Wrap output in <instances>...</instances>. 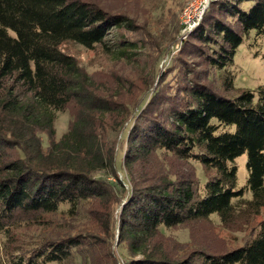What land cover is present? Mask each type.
<instances>
[{
    "label": "trees",
    "instance_id": "obj_1",
    "mask_svg": "<svg viewBox=\"0 0 264 264\" xmlns=\"http://www.w3.org/2000/svg\"><path fill=\"white\" fill-rule=\"evenodd\" d=\"M122 29L136 25L86 0H0V235L31 222L52 229L17 255L5 244L10 264H264V86L238 89L225 73L219 90L193 79L144 105L149 90L98 81L61 49L100 46L138 63ZM253 30L264 34V0H213L181 54L218 73ZM72 105L59 135L58 113ZM113 128L126 135L120 165ZM243 154L248 181L237 189ZM236 201L261 216L238 248L208 252L167 233L213 216L233 227ZM58 214L63 226L47 217Z\"/></svg>",
    "mask_w": 264,
    "mask_h": 264
},
{
    "label": "rangeland",
    "instance_id": "obj_2",
    "mask_svg": "<svg viewBox=\"0 0 264 264\" xmlns=\"http://www.w3.org/2000/svg\"><path fill=\"white\" fill-rule=\"evenodd\" d=\"M86 1L98 5L111 14H125L134 21L135 30L122 29L120 34L127 40L137 42L141 48L140 60L134 64L117 62L100 46L89 49L74 42L62 44V51L74 56L81 67L98 81L107 82L124 77L130 80L133 85L142 86L143 90L146 91L149 90L144 105L152 99V92L156 89L160 88L172 92L173 89L178 90L183 87V83L193 79L219 90L222 84V75L225 73L233 75L234 85L238 89L257 91L259 86H264V34L258 35L255 30L251 31L238 48L233 64L216 73L200 59H193L194 55L191 57L181 54V50L184 48L182 43L186 42L192 32L186 40L182 41L183 27L180 18L191 0ZM9 33L11 36H16L13 30H9ZM128 86L131 84L129 83ZM74 113L73 105L58 113L56 130L59 135L65 134L70 129ZM125 127V131H128L131 127V121ZM221 131L234 132L235 126L222 127ZM110 134L118 155V165H120L127 148L126 135L123 132L118 134L114 128ZM247 160L248 155L243 154L235 161L238 168L237 189H246L248 181ZM198 174L204 184L205 176L200 166L198 167ZM251 198V193L246 191L245 199ZM235 204L237 221L233 227H224L220 219L213 216L208 221L198 222L190 225L191 227L182 226L167 230V233L181 242L197 246V249L208 252L221 253L238 248L245 243L261 216L252 217L244 208L243 203L236 201ZM67 208L63 207V210ZM63 215H49L47 217L52 220L54 225L63 226L64 223L68 222ZM49 230L52 229L31 222L30 225H23L14 230L13 239L9 240L10 243L7 237L0 235V264H10L7 256L9 254L5 253V244L6 246L7 243L11 245L10 251L15 250L12 254L17 255L22 250L35 245L39 235ZM114 249L119 258L124 255L122 249H118V247Z\"/></svg>",
    "mask_w": 264,
    "mask_h": 264
},
{
    "label": "built area",
    "instance_id": "obj_3",
    "mask_svg": "<svg viewBox=\"0 0 264 264\" xmlns=\"http://www.w3.org/2000/svg\"><path fill=\"white\" fill-rule=\"evenodd\" d=\"M213 0H191L181 15V25L183 27V40L193 32L201 23L204 15Z\"/></svg>",
    "mask_w": 264,
    "mask_h": 264
}]
</instances>
